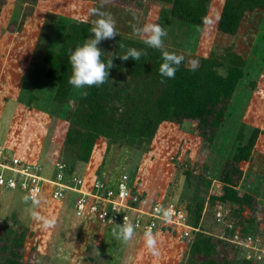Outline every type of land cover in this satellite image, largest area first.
<instances>
[{
  "label": "rangeland",
  "instance_id": "rangeland-1",
  "mask_svg": "<svg viewBox=\"0 0 264 264\" xmlns=\"http://www.w3.org/2000/svg\"><path fill=\"white\" fill-rule=\"evenodd\" d=\"M100 2L0 0V146L5 158L17 157L41 165L42 175L47 178L55 175L56 163L72 162L66 133L70 125L72 129L83 130L69 118L83 89L73 87L64 105L56 103L53 99L56 83L46 78L43 53L47 49H60L71 23L86 22L92 28V21L98 17L89 15V9L100 8ZM223 2L211 0L202 27L174 19L171 4L160 0H111L101 8L115 18L117 36L127 39L142 42L131 27L137 20L138 26L145 22L164 26L165 49L183 55L188 67L191 59L200 63L201 58L210 53L223 54L227 48L244 58L245 75L237 85L213 143L208 144L198 135L195 122L181 125L166 122L159 126L146 150L111 143L101 136L95 141L89 162L75 161L73 165L75 173L83 177L108 180L127 174L144 197L145 206L154 201L174 203L187 212L191 225L198 204L203 202L197 226L204 233L227 237L241 230V236L253 235L258 240L256 244L264 249V11L246 13L236 35L230 36L217 29ZM139 4L141 10L136 8ZM91 35L90 29L88 38ZM98 47L104 56L111 55L110 39L101 41ZM241 124H244L243 143L255 128L260 134L251 160L239 165L243 176L237 187L240 195L254 196L256 210L244 208L241 216H237L238 205L222 206L209 197L221 194L219 175L239 145L236 135ZM24 195L0 187L2 241L9 231L12 236L26 231L19 264H186L190 259L191 242L196 237L193 233L182 238L180 231L155 232L160 255L154 257L147 251L140 231H135L130 242L122 243L112 234L115 226L97 227L79 221L70 203L61 205L50 201L48 196L35 209L43 216L56 217V224L44 229L31 215L30 205L23 202ZM3 221L7 228L2 226ZM239 226L246 227L247 232H242ZM241 248L234 251L225 246L219 257L239 262L246 260L247 255L253 256V249H248L252 251L249 253Z\"/></svg>",
  "mask_w": 264,
  "mask_h": 264
},
{
  "label": "trees",
  "instance_id": "trees-1",
  "mask_svg": "<svg viewBox=\"0 0 264 264\" xmlns=\"http://www.w3.org/2000/svg\"><path fill=\"white\" fill-rule=\"evenodd\" d=\"M171 4V16L183 23L202 27L205 23L211 0H160ZM124 5V3H122ZM127 7L134 6L125 4ZM142 9V4L136 6ZM256 10L264 11V0H224L217 29L223 34L236 35L246 13ZM91 26L86 22L71 23L65 33L58 51L45 50L42 62L46 66V78L56 83L53 99L64 105L73 90L68 83L71 65L68 57L71 51L82 45L89 36ZM112 53L109 57L102 55L107 62L112 58L114 68L110 69L109 80L99 87H85L87 97L80 94L77 106L69 114L71 123L81 126L83 130L69 126L66 133L72 162L62 163L75 171L74 162H89L95 141L104 137L111 143L125 144L137 150H146L151 144L162 123L181 125L195 122L198 135L208 144H212L225 119L228 105L235 93L238 83L244 77L245 60L227 48L223 54L210 53L200 59L196 71L186 65V59L178 68L174 79L162 77L159 65L162 62L159 50L148 48L142 42L116 36L110 39ZM123 43L125 49L120 48ZM128 47L143 49L147 55L140 60L122 61L120 56ZM169 51V50H168ZM172 52V51H170ZM178 54V53H176ZM164 79L165 83H161ZM255 86V84H252ZM33 99V95L30 97ZM30 99V101H31ZM260 130L255 128L246 143L244 124L236 135L239 145L230 159H227L219 175L221 194L211 196L209 200L221 205L236 204L237 216L244 208L255 209V198L249 193L239 194L237 187L243 176L241 163L249 162ZM204 203L198 204L193 225L198 227ZM253 222V220L248 221ZM2 226L7 228L6 221ZM242 232L247 228L239 226ZM26 231L18 235L7 234L5 241L0 237V264H19ZM191 242L190 259L186 264H251L248 260L235 261L220 258L225 246L238 250L230 242L206 234L195 232ZM11 235V236H10Z\"/></svg>",
  "mask_w": 264,
  "mask_h": 264
},
{
  "label": "built area",
  "instance_id": "built-area-1",
  "mask_svg": "<svg viewBox=\"0 0 264 264\" xmlns=\"http://www.w3.org/2000/svg\"><path fill=\"white\" fill-rule=\"evenodd\" d=\"M4 155V149L0 146L1 188L24 192L25 195L33 188H38L42 198L48 196L50 201L61 205L63 202L70 203L74 217L79 221L96 224L97 227H113L114 223L121 224L127 218L137 226L135 231L142 234L146 229H151L154 234L171 230L180 231L182 238H189L192 233L201 231L199 226L187 222V212L174 203L154 201L145 206L144 197L131 184L127 174H122L118 179L89 178L75 171L69 172L64 164L56 163L55 175L47 178L42 175L41 165L29 164L17 157L8 159ZM57 193H60L59 198ZM160 209H171V219L163 220ZM233 233L219 238L247 250L253 249V256L247 255L245 259H251L253 264H264V249L256 244L258 240L253 235L241 236V230ZM249 250L247 252H252Z\"/></svg>",
  "mask_w": 264,
  "mask_h": 264
},
{
  "label": "clouds",
  "instance_id": "clouds-1",
  "mask_svg": "<svg viewBox=\"0 0 264 264\" xmlns=\"http://www.w3.org/2000/svg\"><path fill=\"white\" fill-rule=\"evenodd\" d=\"M111 0H101L100 8L89 9V15L98 17L92 21L91 37L87 38L85 42L76 47L70 52L68 62L71 65V76L68 83L76 89H83L85 87H99L109 80V70L114 68L112 58L104 62L101 57L104 52L98 47L101 41L106 39H113L117 36L116 20L109 12L101 11L105 5L109 4ZM139 21L133 24L132 31L135 36L139 37L144 45L148 48L159 50L161 52L162 62L159 65V74L167 79H174L175 74L184 62L185 57L175 52H170L165 49V38L167 37V30L161 24L155 22H145L142 26H138ZM123 43L120 44L121 49H125ZM147 55L143 49L135 47H128L126 51L118 57L122 61L140 60L142 56ZM189 69L196 71L199 67V61L191 59L188 62ZM161 83H165L162 79ZM82 96L87 97L88 92L81 93ZM57 198L60 193H57ZM41 194L38 188H33L31 192L23 196V202L30 205V211L33 218L38 220L44 229H50L56 224V217H46L35 211L41 202ZM162 219L168 221L171 219V209H160ZM114 223V222H113ZM115 224L112 229L114 237L119 239L122 243L127 244L135 235L136 225L125 218L121 224ZM144 243L147 251L154 257L160 255L158 249V241L156 235L151 229L144 231Z\"/></svg>",
  "mask_w": 264,
  "mask_h": 264
}]
</instances>
